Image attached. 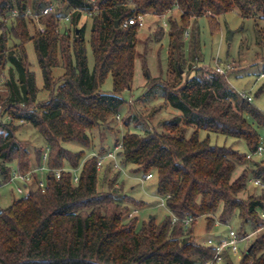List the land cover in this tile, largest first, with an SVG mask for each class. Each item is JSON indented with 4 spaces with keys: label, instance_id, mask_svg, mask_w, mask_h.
<instances>
[{
    "label": "trees",
    "instance_id": "16d2710c",
    "mask_svg": "<svg viewBox=\"0 0 264 264\" xmlns=\"http://www.w3.org/2000/svg\"><path fill=\"white\" fill-rule=\"evenodd\" d=\"M51 1L35 0L33 7L39 11ZM58 1V11L39 18L44 32L32 35L28 22L35 20L26 14L28 0H0V80L9 65L6 95H0V186L9 182L14 170L23 173L39 166L47 148L50 168L45 191L27 187L25 195L0 210V264H205L215 251L195 235L198 218L206 219L210 234L217 221L228 225L235 215L241 220L240 232H247L243 224L253 230L264 226L260 216L264 187L249 184L252 177L264 181L263 162L254 161L251 169L234 178L238 164L250 161L247 153L200 137L203 130L223 134L244 140L254 150L261 142L256 126L264 127V110L242 97L215 67L202 65L184 77L181 72L186 63L183 35L193 19L207 16L216 24L217 17L237 10L244 18L260 14L264 20V0ZM174 8L181 15L180 21H170L166 81L153 80L143 97L156 84L181 116L165 121L162 130L126 131L119 141L114 140L115 146L121 144L116 151L118 161L134 165L132 173H156L157 194L169 210L160 222L151 217L139 224L136 217L125 220L129 207L117 200V188L98 190V161L104 153L83 160L84 150L72 151L64 143L89 147L90 132L109 124L127 104L123 92L134 80L140 26H123V22L135 13L162 15ZM60 9L72 10V32L70 28L60 31ZM86 12L93 13L92 69L86 23L79 26ZM10 18L14 21L8 30ZM8 31L17 44L9 46ZM164 34L161 28L158 42ZM192 36L196 48L197 29ZM30 41L42 71L43 90L48 92L42 100L28 61L26 44ZM60 67L63 74L55 77L54 69ZM108 75L113 78L112 91L102 89ZM24 122L45 140V146L32 153L16 134ZM188 129H193L189 135ZM59 168L63 171L57 178L54 171ZM74 169H80L78 182H74ZM244 191L246 198L240 196ZM189 217L192 221L187 226ZM227 264H234L231 258ZM239 264H264V228Z\"/></svg>",
    "mask_w": 264,
    "mask_h": 264
},
{
    "label": "rangeland",
    "instance_id": "374dc122",
    "mask_svg": "<svg viewBox=\"0 0 264 264\" xmlns=\"http://www.w3.org/2000/svg\"><path fill=\"white\" fill-rule=\"evenodd\" d=\"M34 1L28 0V8L32 13L38 12L33 7ZM55 1L57 2V10L61 7V1ZM15 13L17 14V11L13 14ZM59 13L63 17L70 15V20H61L60 31L70 28V32H72L73 25L70 23L72 10L60 9ZM92 14L88 12L84 13L79 23V26L82 23H86L85 36L88 63L91 69L94 66V56L89 43ZM180 15L177 8L162 15H146L145 25L140 27L138 34L137 51L139 52V56L136 59L134 80L131 88L123 92V96L128 100L126 106L109 124H102L90 132L92 140L89 147L79 142H66L64 145L68 149L72 151L84 150L85 156L83 160L93 155H101L102 153L104 154L101 156H104L116 150L117 146H115V142L119 141L126 131H136L144 134L153 130H162V124L165 121L181 116L178 109L173 108L165 101L158 85H153L151 93L143 97V94L151 86L153 80H156L157 83L166 81L170 21H180ZM30 16L35 20L31 21L30 18L28 22L29 31L33 35L36 31L41 30L36 18L33 15ZM13 21V18L8 20V30L11 28ZM161 28L164 29L165 34L162 40L158 42L157 36H159ZM193 29H197L199 38L196 48L193 44ZM8 35L9 46L18 43V40L9 31ZM70 36H72V33H70ZM183 38L185 40L183 55L186 58V63L181 68L183 77L191 69H196L199 66L215 67L216 64H219L226 69L227 75L225 77L230 85L238 90V92L246 90L253 97L252 103L259 109L264 110V78H259V74L262 73L264 67V20L260 19V14L255 18H244L237 10H233L217 17L216 24H212L207 16H202L192 20L191 26L185 31ZM26 51L28 61L31 69L36 74V82L40 89L38 99H46L48 92L43 90L42 71L32 41L26 44ZM63 71L62 67L54 69L55 77H59L63 74ZM147 73L149 74V78H147ZM8 76L9 65L0 80V95L2 98L6 95L4 83ZM262 87L263 89L260 92L259 90ZM102 89L106 91L113 90V78L111 75H108L102 84ZM126 119H129L128 127L125 126ZM3 120L6 121L7 118L4 117ZM256 127L264 143V127ZM192 130L188 129V135ZM16 134L29 147L31 153L33 150L37 151L38 147L45 146V140L39 131L27 122L21 123ZM200 137L202 139L209 137L210 143L213 145L233 146L235 149L246 153L251 151L244 140L238 141L233 137H227L223 134L208 133L203 130L200 133ZM118 146L120 148L121 144ZM253 162L251 160L246 163H239L234 173V178L239 176L244 169H251ZM12 165H15V162ZM134 168L135 166L132 164L124 166L118 159L115 162L112 158H106L103 165L98 167V190L101 192H109L112 188L119 190L118 195H116L117 200L122 202L126 207H129V212L125 217L127 221L134 217L138 218L139 224L142 221H148L151 217L155 218L157 222L162 221L169 215V210L165 204V199L157 194L156 173L153 172V176L147 179L142 171L132 173L131 170ZM15 187V182L0 186V210L8 207L15 199L21 197L16 193ZM240 196L246 198L247 191L241 193ZM131 200L133 204L130 202ZM135 208L139 209V211H135ZM229 224L237 231H240L241 220L238 218V215L233 216ZM226 227V225H220L216 229L224 230ZM243 227L248 233L253 230L249 224H243ZM194 231L195 235L199 236L200 242L207 240L210 233L206 230V219L204 217L198 218L194 225ZM231 256L233 263L239 264L242 258L241 254L235 253Z\"/></svg>",
    "mask_w": 264,
    "mask_h": 264
},
{
    "label": "built area",
    "instance_id": "2783aa9c",
    "mask_svg": "<svg viewBox=\"0 0 264 264\" xmlns=\"http://www.w3.org/2000/svg\"><path fill=\"white\" fill-rule=\"evenodd\" d=\"M94 1V0H91ZM57 7V2L52 0L47 4L43 5L42 8L38 12L32 13L31 10L28 8L26 14L33 15L36 18L37 23L40 27V32H44V26L39 22V18L41 15L48 14L52 11H55ZM16 14V13H15ZM146 15L148 13H135L131 17H129L126 21L123 22V26H127L128 24H139V26H144L146 22ZM70 20V15L66 17H62L61 20ZM229 67V66H228ZM216 70L226 76L227 72L226 69L221 67L219 64L215 66ZM260 77H264V73L261 74ZM240 95L246 98L248 101H253L252 95H249L246 90L239 91ZM119 148L117 146L114 151L107 153L104 156H101L98 161V167L103 165L106 158H112L113 161L117 162V154L116 151ZM246 158L248 160L263 162L264 160V143L260 142V144L254 149L247 153ZM264 164V162H263ZM117 165V163H116ZM50 171L48 166V148L43 152L41 164L37 167H34L32 170L28 172H19L18 170H14L12 172L11 178L8 183H16L15 191L18 195L22 196L25 195L27 192V187H35L41 188L43 191L46 189L47 185V173ZM63 169L59 168L56 169L54 172L57 178L60 177L61 172ZM74 182H78L79 180V173L80 169H74ZM153 173H150L146 176L147 179L151 178ZM250 185L255 184L259 187H264V181L261 178L252 177L249 179ZM260 216L264 222V210L260 211ZM176 220V218H174ZM192 218L189 217L185 219V224L188 226ZM223 224L220 221H217L215 226L218 227ZM224 230L216 229L213 231L206 241L203 243L212 246L214 249L213 258L206 262L205 264H225L227 262V258H231L233 254L240 253L241 257L244 252H249L253 245V241L255 239L256 234L264 228V226H260L255 230H252L250 233L248 232H240L237 231L232 225L228 224Z\"/></svg>",
    "mask_w": 264,
    "mask_h": 264
},
{
    "label": "water",
    "instance_id": "95a60500",
    "mask_svg": "<svg viewBox=\"0 0 264 264\" xmlns=\"http://www.w3.org/2000/svg\"><path fill=\"white\" fill-rule=\"evenodd\" d=\"M118 25H119V21L117 20V21H116V26L118 27Z\"/></svg>",
    "mask_w": 264,
    "mask_h": 264
},
{
    "label": "crops",
    "instance_id": "0c3cea01",
    "mask_svg": "<svg viewBox=\"0 0 264 264\" xmlns=\"http://www.w3.org/2000/svg\"><path fill=\"white\" fill-rule=\"evenodd\" d=\"M259 78H260V77H259ZM134 210H135V211H136V210H138V211H139V209H137V208H135Z\"/></svg>",
    "mask_w": 264,
    "mask_h": 264
}]
</instances>
